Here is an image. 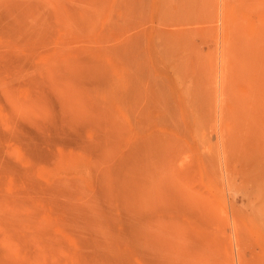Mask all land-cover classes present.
<instances>
[{
  "label": "rangeland",
  "instance_id": "374dc122",
  "mask_svg": "<svg viewBox=\"0 0 264 264\" xmlns=\"http://www.w3.org/2000/svg\"><path fill=\"white\" fill-rule=\"evenodd\" d=\"M192 262L264 264V0H0V264Z\"/></svg>",
  "mask_w": 264,
  "mask_h": 264
},
{
  "label": "bare ground",
  "instance_id": "6f19581e",
  "mask_svg": "<svg viewBox=\"0 0 264 264\" xmlns=\"http://www.w3.org/2000/svg\"><path fill=\"white\" fill-rule=\"evenodd\" d=\"M201 199H202V198H200V200H201ZM201 201L204 202V200H201ZM200 205H201V204H200ZM199 207H200V206H199ZM203 208H204V206H201V208H198V209H201L202 211H200V212L203 213V214H204V213H208V212H203V211L205 210V208H204V210H203ZM155 209H156V208H155ZM155 209H152V210H155ZM198 211H199V210H198ZM206 211H208V210H206ZM204 215H206V214H204ZM206 217H208V216H206ZM145 221H147V220H145ZM234 222H235V221H234ZM146 223H147V222H145V225H146ZM197 223H199V224H197V225L201 226V227H199L198 229H200V228H201V229H200L199 231H197V233H196V231H195L196 229H195L194 232H195V234L197 235V236H196V235H195V236L198 238L199 244L201 245V247L203 248V250H206V251H207V249L209 250L210 248L214 249L212 246L214 245L213 242H214L215 240L213 241L212 237H210L209 234H211V233H209L208 228H207V227H204V226H202V225H200V222H197ZM201 224H203V225L206 226V224L203 223V222H202ZM234 224H235V223H234ZM193 225H194V224H193ZM193 225H192V226H193ZM195 225H196V224H195ZM234 226H235V225H234ZM236 226H237V225H236ZM196 227H197V226H196ZM196 227H194V228H196ZM203 227H204V228H203ZM206 228H207V229H206ZM198 229H197V230H198ZM233 229H234V228H233ZM191 230H192V228H191ZM235 230H236V229H235ZM236 233H237V232H236ZM146 235H147V234H146ZM193 235H194V234H193ZM147 236H149V235H147ZM147 236H145V235L143 236V237H144V239H143V240H144V242H143L144 244H143V245H144L145 249L147 248V241H148V237H147ZM146 237H147V240H146ZM192 244H194V243H192ZM192 244H191V245H192ZM212 244H213V245H212ZM210 245H211V246H210ZM208 246H209L210 248H209ZM197 247L199 248V246H197ZM145 249H144V250H145ZM212 249H211V250H212ZM201 250H202V249H201ZM203 250H202V251H203ZM190 251H191V250H190ZM192 251H193V250H192ZM197 251H198V250H197ZM199 251H200V249H199ZM206 251H205V253H204V254H205V257L208 256L207 253H206ZM212 251H213V250H212ZM145 252H146V250H145ZM203 252H204V251H203ZM151 253H152V251H151ZM193 253H194V252H193ZM193 253H192V254H193ZM208 253H210V252H208ZM214 253H215V252H214ZM214 253H213V254H214ZM198 254H200V256H201V254H202L201 251H200ZM204 254H202V256H204ZM153 255H154V254H153ZM206 255H207V256H206ZM146 256H147V255H146ZM193 256H194V254H193ZM195 256H197V255H195ZM195 256H194V257H195ZM202 256H201L200 258H198L199 256H197V259H200V260H201V259H202ZM142 257H143V256H142ZM144 257H145V256H144ZM155 257H156V256H155ZM191 257H192V256H191ZM203 259H205V258L203 257ZM142 260H143V259H142ZM146 260H147V259H146ZM200 260H199V261H200ZM213 260H214V259H213ZM217 260H218V259H217ZM193 261H194V260H193ZM202 261H203V260H202ZM202 261H200V262H202ZM207 261H208V260H207ZM207 261H206V262H207ZM149 262H150V261H149ZM204 262H205V260H204ZM206 262H205V263H206ZM208 262H209V261H208ZM214 262H215V261H214ZM216 262H217V261H216ZM218 262H219V261H218ZM218 262H217V263H218ZM143 263H146V262H143ZM147 263H148V262H147ZM193 263H194V262H192V264H193ZM202 264H203V263H202ZM213 264H214V263H213Z\"/></svg>",
  "mask_w": 264,
  "mask_h": 264
}]
</instances>
